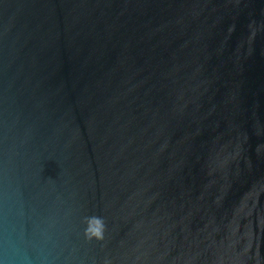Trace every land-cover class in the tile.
I'll use <instances>...</instances> for the list:
<instances>
[{"label": "water", "instance_id": "water-1", "mask_svg": "<svg viewBox=\"0 0 264 264\" xmlns=\"http://www.w3.org/2000/svg\"><path fill=\"white\" fill-rule=\"evenodd\" d=\"M0 264H264V0H0Z\"/></svg>", "mask_w": 264, "mask_h": 264}, {"label": "clouds", "instance_id": "clouds-1", "mask_svg": "<svg viewBox=\"0 0 264 264\" xmlns=\"http://www.w3.org/2000/svg\"><path fill=\"white\" fill-rule=\"evenodd\" d=\"M87 227L84 229V237L91 241L93 239L102 241L104 239L106 225L103 217L89 216L85 217Z\"/></svg>", "mask_w": 264, "mask_h": 264}]
</instances>
